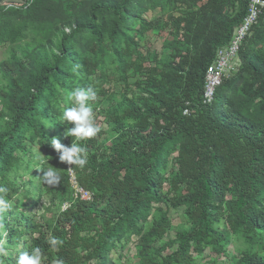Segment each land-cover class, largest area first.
Wrapping results in <instances>:
<instances>
[{
  "label": "trees",
  "instance_id": "16d2710c",
  "mask_svg": "<svg viewBox=\"0 0 264 264\" xmlns=\"http://www.w3.org/2000/svg\"><path fill=\"white\" fill-rule=\"evenodd\" d=\"M21 1L0 0L4 264L36 247L42 264H264V9L207 101V68L250 0ZM164 32L158 51L148 33ZM88 86L107 129L79 142L81 169L51 139L75 141L62 112ZM132 241L137 262H113Z\"/></svg>",
  "mask_w": 264,
  "mask_h": 264
},
{
  "label": "clouds",
  "instance_id": "9594fccd",
  "mask_svg": "<svg viewBox=\"0 0 264 264\" xmlns=\"http://www.w3.org/2000/svg\"><path fill=\"white\" fill-rule=\"evenodd\" d=\"M73 71L75 72L76 68ZM96 97L97 91L92 86L79 87L71 91L67 97L70 106L63 108L62 120L63 122H71L74 125L66 130L65 135L74 137L75 141L73 140L70 146H65L58 138L51 139V146L60 153L59 160L81 169L88 163V155L86 147L79 142L94 138L101 131L100 126L95 122L94 111L90 103L95 101ZM37 159L39 160L40 157H37ZM40 164L41 167L37 169L42 170L44 181L46 183H59L55 168L44 167V165L49 164L45 160H40ZM6 194L7 188L0 185V213L9 210L12 206L9 199L6 198ZM48 243L55 247L61 242L56 238H52ZM4 253L5 249L0 247V255ZM42 261L41 249L36 247L30 253L28 251L21 252L16 259V264H42ZM0 264H4L2 259H0Z\"/></svg>",
  "mask_w": 264,
  "mask_h": 264
},
{
  "label": "built area",
  "instance_id": "2783aa9c",
  "mask_svg": "<svg viewBox=\"0 0 264 264\" xmlns=\"http://www.w3.org/2000/svg\"><path fill=\"white\" fill-rule=\"evenodd\" d=\"M263 9L264 0H250L248 13L241 24L236 27L230 44L220 48L215 62L208 66L205 85V98L207 101L212 100L216 88L223 80L225 71L231 66L230 63L238 52L240 43L250 34L252 27L257 22ZM76 188L82 198H90L89 193L84 189Z\"/></svg>",
  "mask_w": 264,
  "mask_h": 264
},
{
  "label": "rangeland",
  "instance_id": "374dc122",
  "mask_svg": "<svg viewBox=\"0 0 264 264\" xmlns=\"http://www.w3.org/2000/svg\"><path fill=\"white\" fill-rule=\"evenodd\" d=\"M5 2L6 3H21L22 1L21 0H5ZM166 37H168L167 32H164V33H162L159 36H157V35L155 36V35H153L151 33H148V38H149L150 42L153 43V45L158 49V51L164 50L163 47H162V44H163V40ZM4 57H5L4 51L0 50V60L3 59ZM108 85H106V86H108ZM102 119H103V117L101 116L100 120H102ZM101 128L106 130L107 129V124L101 123ZM42 202H44V201H42ZM32 210L34 212H36L37 215H39V214H41L43 212V209H42L41 205H37ZM170 215H171V218L173 220L174 226H178V225L181 224V222L183 220L182 219V217H183V209L182 208L177 209V210L171 209L170 210ZM175 233H176V231L174 229H172L170 231L169 237L174 238L175 237ZM235 248H236V245L234 243H232V244H230L228 249H229L230 252L234 253L235 252ZM134 253H135L134 241H132L131 243H129L126 246V248L123 250L122 253L121 252H114V253H112L111 257L113 259V262L118 263L119 262V254H122V256H124L126 258H130V260L135 263V262H137V260L135 259L134 255H133ZM205 253L207 255H206V257H204V260L205 261L206 260H210L212 258V255L209 253L208 250H205ZM226 259H227V257H225V256H221L220 257V261H225ZM203 263L212 264L211 261H207V262H203Z\"/></svg>",
  "mask_w": 264,
  "mask_h": 264
}]
</instances>
